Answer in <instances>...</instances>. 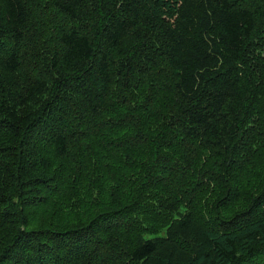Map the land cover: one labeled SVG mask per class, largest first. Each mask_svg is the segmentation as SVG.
<instances>
[{"label": "trees", "instance_id": "trees-1", "mask_svg": "<svg viewBox=\"0 0 264 264\" xmlns=\"http://www.w3.org/2000/svg\"><path fill=\"white\" fill-rule=\"evenodd\" d=\"M0 264H264V0H0Z\"/></svg>", "mask_w": 264, "mask_h": 264}]
</instances>
